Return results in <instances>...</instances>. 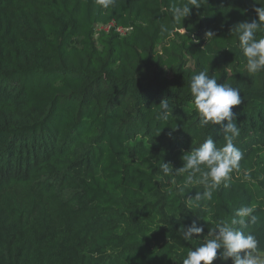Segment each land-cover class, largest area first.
Masks as SVG:
<instances>
[{"label": "trees", "instance_id": "obj_1", "mask_svg": "<svg viewBox=\"0 0 264 264\" xmlns=\"http://www.w3.org/2000/svg\"><path fill=\"white\" fill-rule=\"evenodd\" d=\"M184 2L0 0V264H180L243 207L264 253V72L246 71L230 34L264 0H206L177 23L171 7ZM204 70L240 91L243 159L193 207L187 197L204 189L175 173L182 155L209 136L226 143L192 107L189 82ZM196 218L204 232L186 241Z\"/></svg>", "mask_w": 264, "mask_h": 264}, {"label": "clouds", "instance_id": "obj_2", "mask_svg": "<svg viewBox=\"0 0 264 264\" xmlns=\"http://www.w3.org/2000/svg\"><path fill=\"white\" fill-rule=\"evenodd\" d=\"M99 2L108 7L113 0ZM253 2L260 4L258 0ZM203 3H206V0H185L179 6L174 4L171 7L174 21L181 23L182 19L189 15L190 9L201 8ZM253 11L255 19L251 22H241L230 29V34L235 33L237 36L236 47L245 58L244 67L249 74L264 72V6L255 7ZM162 31L168 35L172 34L167 26H162ZM204 35L211 38L215 33L209 30ZM190 43H199V40L192 38ZM217 81L215 76H210L208 71L204 70L192 75L189 82L192 107L199 117V126L203 128L219 125V130L223 132L226 141L222 147H217L213 138L209 136L198 147L182 155L183 166L175 173L186 174L189 184L195 183L204 189L187 197L188 204L193 207H200L203 201H210L214 190L222 182L229 180L233 171L240 170V161L243 159V152L233 142L239 136L240 130L234 123L236 114L232 111L234 106L242 103L241 94L239 89ZM169 108V101L162 100L156 119L167 121ZM168 135L171 137V132ZM159 167L165 177L174 174L169 163L162 162ZM227 186L225 183V187ZM255 219L253 208L238 209L229 221L208 228L207 238L203 239L199 246L188 250L180 264H213L217 259L218 250L222 264L228 260H231V264H264V260H260L254 254L258 248L256 237L246 234L243 230L247 223L254 222ZM198 221L200 220L196 218L186 227H181L184 240H190L194 235L200 236L204 232L203 225L197 226Z\"/></svg>", "mask_w": 264, "mask_h": 264}, {"label": "built area", "instance_id": "obj_3", "mask_svg": "<svg viewBox=\"0 0 264 264\" xmlns=\"http://www.w3.org/2000/svg\"><path fill=\"white\" fill-rule=\"evenodd\" d=\"M111 26H114V24L112 23V22H109V23H107L106 25H99L98 27H97V30H108ZM115 29L118 31V32H120V33H124V31L126 30V29H129V28H123V27H121V26H117V27H115ZM262 259L261 260H264V256L263 257H261Z\"/></svg>", "mask_w": 264, "mask_h": 264}, {"label": "crops", "instance_id": "obj_4", "mask_svg": "<svg viewBox=\"0 0 264 264\" xmlns=\"http://www.w3.org/2000/svg\"><path fill=\"white\" fill-rule=\"evenodd\" d=\"M254 254H255V255H259V254H260V255H264V253H261V252H255ZM261 257H263V256H261Z\"/></svg>", "mask_w": 264, "mask_h": 264}, {"label": "rangeland", "instance_id": "obj_5", "mask_svg": "<svg viewBox=\"0 0 264 264\" xmlns=\"http://www.w3.org/2000/svg\"><path fill=\"white\" fill-rule=\"evenodd\" d=\"M256 256L261 260L262 259L261 256H263V255L259 254V255H256Z\"/></svg>", "mask_w": 264, "mask_h": 264}]
</instances>
